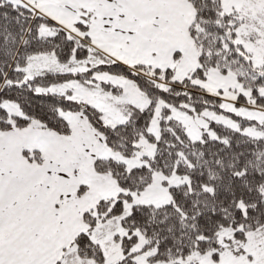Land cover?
<instances>
[{
	"label": "snow or ice",
	"instance_id": "obj_1",
	"mask_svg": "<svg viewBox=\"0 0 264 264\" xmlns=\"http://www.w3.org/2000/svg\"><path fill=\"white\" fill-rule=\"evenodd\" d=\"M0 264H264V0H0Z\"/></svg>",
	"mask_w": 264,
	"mask_h": 264
}]
</instances>
